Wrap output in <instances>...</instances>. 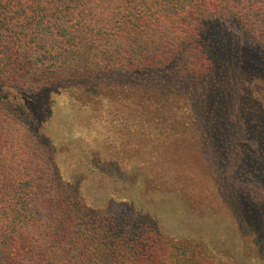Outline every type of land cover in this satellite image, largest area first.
Instances as JSON below:
<instances>
[{
    "label": "trees",
    "instance_id": "obj_1",
    "mask_svg": "<svg viewBox=\"0 0 264 264\" xmlns=\"http://www.w3.org/2000/svg\"><path fill=\"white\" fill-rule=\"evenodd\" d=\"M227 14L264 52V0H0V264H205L193 239L139 227L111 208L113 192L102 206L66 179L23 98L62 89L92 108L107 84L118 103L113 162L139 168L154 192H177L190 174L208 192H261L264 104L241 83L262 92L264 80L242 76L233 48L213 54L207 25Z\"/></svg>",
    "mask_w": 264,
    "mask_h": 264
},
{
    "label": "rangeland",
    "instance_id": "obj_2",
    "mask_svg": "<svg viewBox=\"0 0 264 264\" xmlns=\"http://www.w3.org/2000/svg\"><path fill=\"white\" fill-rule=\"evenodd\" d=\"M209 23L207 37L216 44L213 54L221 50L232 53L233 48L240 63L244 62L242 76L250 81L264 80V52L237 19L227 14ZM243 83L244 96L249 93L253 102L264 104L263 88L260 86L262 92L254 88L251 93L250 87H243ZM104 87L93 93L96 97L92 108L80 104L71 91L62 89L23 98L30 129L54 145L64 177L75 181L83 193L90 191L102 206L113 192L119 201L112 202L111 208L139 227L143 222L152 221L154 225L158 223L163 236L176 237L181 242L193 239L205 264H264V183L259 188L261 192L242 186L231 190L220 185L208 192L203 190L200 180L190 174L176 182L177 192L172 191L174 189L165 191L167 193L154 192L139 168L134 171L128 162L122 165L113 162L112 142L120 133L119 127L111 122L114 113L110 112L118 103L114 87L107 84ZM88 95L91 94L83 97ZM186 115L188 119L189 116L191 119L199 117L191 106ZM215 115L216 123L222 127L220 119L224 117L217 112ZM125 131L127 133V127ZM121 142L128 144L127 149L131 144H138L133 138ZM184 190H191L194 195L207 192L211 194V201L206 200L204 206H199L189 199L188 193L184 195ZM123 199L144 214L142 220L129 204L120 202Z\"/></svg>",
    "mask_w": 264,
    "mask_h": 264
}]
</instances>
